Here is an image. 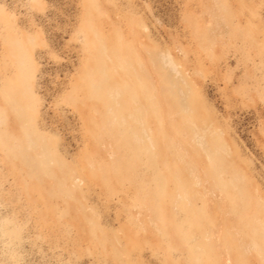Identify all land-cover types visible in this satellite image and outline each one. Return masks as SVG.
<instances>
[{"label":"rangeland","instance_id":"rangeland-1","mask_svg":"<svg viewBox=\"0 0 264 264\" xmlns=\"http://www.w3.org/2000/svg\"><path fill=\"white\" fill-rule=\"evenodd\" d=\"M0 264H264V0H0Z\"/></svg>","mask_w":264,"mask_h":264}]
</instances>
